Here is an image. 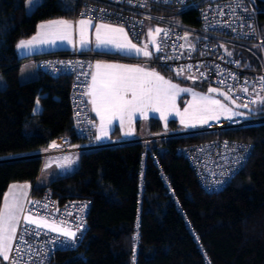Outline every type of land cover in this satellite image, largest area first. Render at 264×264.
<instances>
[{
	"label": "trees",
	"instance_id": "obj_1",
	"mask_svg": "<svg viewBox=\"0 0 264 264\" xmlns=\"http://www.w3.org/2000/svg\"><path fill=\"white\" fill-rule=\"evenodd\" d=\"M25 2L0 0L4 81L0 88V210L11 183L37 179L42 160L29 154L48 147L59 135L75 140L69 108L71 77L51 76L38 69L36 77L20 81L19 65L27 57H19L15 48L18 40L35 33L40 21L71 17L73 0H40L29 13ZM251 5L264 32V0ZM178 18L197 25L192 9L183 10ZM238 52L244 60L250 58L247 51ZM193 85L206 90L204 84ZM37 97L42 107L34 112ZM261 108L264 111V104ZM166 128H178L176 120H169ZM162 129L159 118L148 119V131ZM215 134L153 140L145 159L140 155L142 142L101 146L80 152L72 171L56 175L45 185L33 184L29 193L33 198L48 186L58 203L74 198L89 203L80 243L56 251L50 264H264V123L220 132L222 137L250 142L252 150L229 182L213 192L201 187L187 159L176 150L179 144Z\"/></svg>",
	"mask_w": 264,
	"mask_h": 264
},
{
	"label": "built area",
	"instance_id": "obj_2",
	"mask_svg": "<svg viewBox=\"0 0 264 264\" xmlns=\"http://www.w3.org/2000/svg\"><path fill=\"white\" fill-rule=\"evenodd\" d=\"M187 9L195 11L197 25L185 24L178 18ZM71 16L74 19L85 17L95 22L121 25L128 36L136 41L142 36L146 19L159 24L167 35H157L155 54L148 63L176 77L178 71L184 69L181 76H193L206 87L224 90L241 106L251 107L252 112L244 110V116L233 120L224 119L207 129L164 128L122 142L98 143L92 138L94 123L87 93L92 57L99 54L77 50L44 52L30 55L27 60L35 62L38 69L48 75L71 77L69 108L75 140L67 134L59 135L48 147L34 151L29 156L41 158L43 164L48 156L80 153L134 141L143 143L140 155L145 159L153 140L215 131L212 138L179 144L176 152L187 159L204 190H221L246 161L252 144L222 137L220 132L264 123V111H261L263 104L260 102L264 100V83L261 82L264 78V32L258 25L256 11L251 3L246 0H73ZM240 49L247 51L245 53L251 60L239 56ZM189 65L191 71L187 70ZM245 88L247 92L242 90ZM254 100L257 102L252 103ZM53 144L56 146L52 147ZM161 177L169 188L168 178L164 173ZM88 207L89 203L83 198L58 203L52 188L48 186L35 198L29 194L24 213L29 212L63 225L72 229L76 236L69 239L45 227L25 224L21 220L17 236H22L23 240H13L14 250L9 253L10 258L18 264H50L56 251L73 248L80 243L87 228ZM138 235L136 225L132 241L134 252ZM15 246L21 250L15 251ZM0 264L10 262L0 259Z\"/></svg>",
	"mask_w": 264,
	"mask_h": 264
},
{
	"label": "snow or ice",
	"instance_id": "obj_3",
	"mask_svg": "<svg viewBox=\"0 0 264 264\" xmlns=\"http://www.w3.org/2000/svg\"><path fill=\"white\" fill-rule=\"evenodd\" d=\"M80 43L84 45L88 43L85 38V29L93 26L91 19H80L78 22ZM40 31L36 36H33L27 41H20L17 44L18 49H29L38 44H54L56 40H68L71 42V34L73 23L66 20L51 21L38 26ZM96 29V44L97 47L114 45L119 50L135 51L140 53L135 44L131 42L120 43L119 34H124V29L119 27H110L105 24L94 25ZM156 35L167 32L163 29H155ZM153 35L152 30L149 31V36ZM126 40V34L124 35ZM155 43V41H153ZM183 47V46H181ZM160 49L157 47V51ZM145 57L150 56L148 51H144ZM231 55V53H229ZM177 59L179 57H176ZM96 72L92 74V83L89 86L88 95L91 97L93 110L101 119V133L104 131L105 121H110L113 118H119L121 124L127 118L132 119L133 113L139 112L141 115H146L149 109L161 112V117L164 118V113L169 109L175 108V99L180 91H190V89H180L176 84L164 79L154 71H145L143 68L135 67L128 68L115 64H100L95 65ZM191 71V66L187 68ZM184 69L178 71V75L182 74ZM193 78V77H189ZM264 83V78H262ZM223 83V82H221ZM247 92V89H242ZM209 93L217 92L216 88H209ZM231 91V89H229ZM130 97V98H129ZM227 98V97H226ZM257 101H252L256 103ZM264 104V100L260 101ZM247 107V105H244ZM219 108L224 112L230 111L219 100L212 99L206 95L193 93V102L188 108L184 109L181 115V123L188 125L190 120H199L202 123H207L209 119L218 118L216 109ZM187 118V119H186ZM56 145L53 144L52 147ZM18 186L13 185L9 189V193L5 195L4 207L0 210V259L8 261L10 264H18L17 261L10 258L9 253L14 250L13 240L23 237L17 236L18 225L21 220L25 224H35L36 227L48 226L51 230L58 231L69 239H74L76 233L65 229L56 228L47 225V221L43 218L33 219L30 215L21 217L18 213L24 212L23 204L20 198L15 193ZM27 187V186H25ZM12 196V201L9 202L8 196ZM47 207V205H45ZM27 231V228H25ZM18 246H15V251H20Z\"/></svg>",
	"mask_w": 264,
	"mask_h": 264
},
{
	"label": "crops",
	"instance_id": "obj_4",
	"mask_svg": "<svg viewBox=\"0 0 264 264\" xmlns=\"http://www.w3.org/2000/svg\"><path fill=\"white\" fill-rule=\"evenodd\" d=\"M40 0H32L30 1V3H28V5H26V12L29 11L30 9H32L34 6V4L39 3ZM26 3V2H25ZM80 19H88L85 17H78L76 19H74L72 16L71 17H59V18H53V19H48L47 22H51V21H57V20H66L69 22L73 23V29H72V40L69 43H64L63 45L61 44V47H67L70 49L67 50H51L52 48H50V44H38L35 45L29 49H18L17 48V44L20 41H27L29 39H31L33 36L37 35V31H35L34 34H32L31 36L27 37V38H22L20 40L17 41L16 43V53L19 57H28L30 55H35V54H39V53H44V52H52V51H73V50H77L78 52H95L98 53L99 55L93 56L92 57V64L90 67V82H89V86L92 83V74L96 72V67L95 65L97 63L100 64H115V65H121L124 67H128V68H135V67H140L143 68L145 71H154L157 74H159L160 76L164 77V79L170 81L173 84H176L179 88L178 83H176L174 80H171L167 75H165L163 72H161L157 65H152L150 63H148V61L152 58V56L155 54V51H152L150 56L145 57L143 56V53L141 51H143L142 47L140 45H138L137 43L141 40V38L139 40H132L129 36L128 33L126 31V29L121 26V25H117V24H112V23H103V22H98V21H92V25L88 28L85 29V38L88 41V43L81 45L80 43V35H79V27L77 22ZM44 21V20H43ZM41 22V21H40ZM96 24H105V25H109L110 27H119V28H123L124 29V34H119V42L120 43H127V42H131L132 44H135L137 49H140V53L137 54L134 50L133 51H127V50H119L117 49L114 45H107V46H100L97 47L96 44V29L94 27V25ZM37 29V27H36ZM143 32H144V28H143ZM126 34L127 39H124V35ZM143 34V33H142ZM53 47V46H51ZM27 60V59H26ZM38 73V67L35 66H30L28 65V63H24V61H22L19 65V73H18V77L20 81H26L28 79H32L34 77L37 76ZM0 85H4L3 82H0ZM89 91V89H88ZM130 98V97H129ZM88 99L89 102L91 101V97L88 95ZM90 110H91V114H92V119H93V123H94V131H93V135L92 138L94 141L98 142V143H104L107 141H125L127 139H131L132 137L135 136H143L148 134L147 133H141V118L146 119V125L148 128V111L146 113V115H141L139 112L133 113L132 119L129 121L127 118L125 119L124 123L121 124L119 118H113L110 121H105L104 123V131L106 132V134H102L101 133V119L99 116H97L96 112L93 110V105L90 102ZM160 120V119H159ZM162 123V122H161ZM163 125V124H162ZM179 128V127H178ZM116 131L115 135L112 136V132ZM136 130L138 132H136ZM79 154L80 153H70V154H59V155H55V156H48L42 166H41V170L40 173L37 177V179L35 180L34 183H30V182H22L20 184H17L16 182H13L9 185L8 189L6 190L3 200H2V207L1 210L4 207V199H5V195L7 193H9V189L11 186L13 185H22L25 188L24 192H18V187L15 189V193L16 195L19 196L20 198V202L23 204V208L27 199L28 194L30 193V190L33 186V184H38L39 185V180L41 177V173L43 171V168L45 166L48 165H54L55 168L57 169V171H59L60 173H55L56 175L58 174H64L67 172L72 171L76 165L78 164V159H79ZM49 159H51L49 161ZM53 174V175H55ZM54 178V177H53ZM47 184V183H46ZM45 185V184H42ZM27 186V187H25ZM8 200L9 202L12 201V196L9 195L8 196ZM21 217L24 216L23 212L18 213ZM27 215V214H25ZM51 222V221H50ZM54 223V222H52ZM60 227H63L65 229H67L66 227H64L63 225H59L57 223H54Z\"/></svg>",
	"mask_w": 264,
	"mask_h": 264
},
{
	"label": "rangeland",
	"instance_id": "obj_5",
	"mask_svg": "<svg viewBox=\"0 0 264 264\" xmlns=\"http://www.w3.org/2000/svg\"><path fill=\"white\" fill-rule=\"evenodd\" d=\"M30 1H32V0H26L25 9H26V5H28V3H30ZM36 4H34L33 6H35ZM32 9L27 11V13H29ZM46 23H48L47 20H44V21H41V22H39L37 24V29H36L37 33L40 31L38 26L41 25V24H46ZM157 28L161 29L159 24L151 22L148 19L145 20L144 32L142 34V38L137 43L138 45H140L143 48L142 49L143 51H141L142 53L144 51H148L151 54L152 51H155L156 46H157V35L155 33V29H157ZM150 30H152V32H153V35L151 37L149 36V31ZM70 39H71V41H73L72 40V36L70 37ZM153 41H155V43H153ZM64 43H69V41L68 40H56V42L54 44H50V48H52L51 50H67V49H70V48H67V47H61L60 46L61 44L63 45ZM51 46H53V47H51ZM24 63H28V65H30V66L37 67L35 62H33L31 60H24ZM168 77H169V75H168ZM189 77H193V76L177 75L178 81H175L171 76L169 77L171 80H174L176 83H178L180 89H190V91H187V92L180 91L179 92V94L176 96V99H175V108L167 110L164 113V118L161 117V112L153 111V110L149 109V111H148L149 112L148 113V119L150 117L159 118L160 121L163 124V128L167 127V124H168L169 120L175 119L179 128L187 129V130H201V129H207V128L213 127L219 121H222L224 119L233 120V119L240 118V117L245 115V111L242 110L241 108L233 105V103H231L229 101H226L225 99H223L221 97H218V96H216V95H214L212 93H209L206 90L199 89L196 86H194L193 84H195V83H197V84L198 83L202 84V83L199 80H197L196 78H194V77L193 78H189ZM0 82L4 83L3 78H2L1 75H0ZM1 86L2 85H0V88H1ZM193 93H196V94H199V95H206V96L211 97L212 99L219 100L220 103L223 104L230 111L224 112V111L220 110L219 108H217L215 114L217 115L218 118L209 119L207 121V123H202L199 120H190V121H188V125L185 126V124L181 123V115H178L177 112L183 114L184 109L189 107V104L193 102ZM41 107H42L41 101H40L39 97H37L36 100H35L34 106H33V111L34 112H39L41 110ZM141 120H143V121H141L140 127L142 129H141L140 132L141 133L149 132L148 128H147V125H146V122H145L146 119L141 118ZM136 132H138V131L136 130ZM50 160L51 159H49V161ZM76 167H77V165H76ZM55 173H60V172L57 171V169L55 168L54 165L45 166L43 168L42 173H41L40 180L38 181L39 185L49 183L53 179V177L56 176ZM53 174H55V175H53ZM16 183L20 184L22 182H16ZM21 191L24 192L25 188L22 185H18V192H21ZM27 215H30L33 219H41V217L35 216L33 214H30V213H27ZM46 221H47V225H49V226H53V227H56V228H63V227H60V226L50 222L49 220H46ZM42 227H45V228L51 230V227H48V226H42ZM67 229L73 231L72 229H69V228H67ZM55 232L61 234L58 231H55Z\"/></svg>",
	"mask_w": 264,
	"mask_h": 264
},
{
	"label": "water",
	"instance_id": "obj_6",
	"mask_svg": "<svg viewBox=\"0 0 264 264\" xmlns=\"http://www.w3.org/2000/svg\"><path fill=\"white\" fill-rule=\"evenodd\" d=\"M250 2H251L252 4H254V0H250ZM209 88H216V87H212V86H208V87H206V91H207V92H209V91H208ZM216 89H217V92L212 93V94H214V95H216V96H218V97H221V98L225 99L226 101H229V102L233 103V105H235V106L241 108L242 110H246V111H248V112H252L251 107H243V106H241V105L238 104L234 99H232V97H231L227 92H225L224 90L219 89V88H216ZM226 97H227V98H226Z\"/></svg>",
	"mask_w": 264,
	"mask_h": 264
}]
</instances>
